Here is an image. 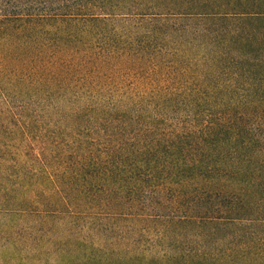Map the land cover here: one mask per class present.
<instances>
[{
	"label": "trees",
	"instance_id": "1",
	"mask_svg": "<svg viewBox=\"0 0 264 264\" xmlns=\"http://www.w3.org/2000/svg\"><path fill=\"white\" fill-rule=\"evenodd\" d=\"M0 264H264V0H0Z\"/></svg>",
	"mask_w": 264,
	"mask_h": 264
}]
</instances>
